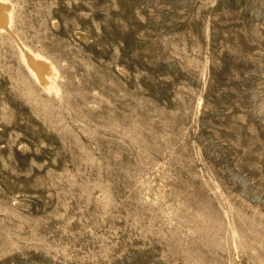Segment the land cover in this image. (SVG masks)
<instances>
[{
  "label": "rangeland",
  "instance_id": "obj_1",
  "mask_svg": "<svg viewBox=\"0 0 264 264\" xmlns=\"http://www.w3.org/2000/svg\"><path fill=\"white\" fill-rule=\"evenodd\" d=\"M10 2L0 264H264V0Z\"/></svg>",
  "mask_w": 264,
  "mask_h": 264
},
{
  "label": "bare ground",
  "instance_id": "obj_2",
  "mask_svg": "<svg viewBox=\"0 0 264 264\" xmlns=\"http://www.w3.org/2000/svg\"><path fill=\"white\" fill-rule=\"evenodd\" d=\"M12 3L10 0H0V30L7 32L16 44L21 60L27 67L31 76L46 90H52L55 84L53 75L57 70L52 62L43 54L32 50L21 37L13 30ZM82 35V34H80Z\"/></svg>",
  "mask_w": 264,
  "mask_h": 264
}]
</instances>
